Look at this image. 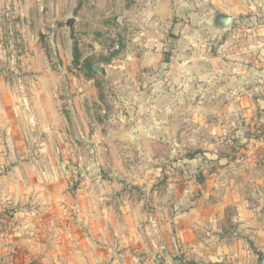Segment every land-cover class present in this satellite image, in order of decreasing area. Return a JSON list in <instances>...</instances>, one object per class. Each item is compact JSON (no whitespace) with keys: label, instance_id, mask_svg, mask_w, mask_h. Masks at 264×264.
<instances>
[{"label":"rangeland","instance_id":"1","mask_svg":"<svg viewBox=\"0 0 264 264\" xmlns=\"http://www.w3.org/2000/svg\"><path fill=\"white\" fill-rule=\"evenodd\" d=\"M188 1L172 5L177 16L170 34L187 42L190 50H177L173 59L169 51L163 52L165 64H182L184 56L197 54L204 40L212 39L207 31H217L198 25L210 13L202 14L200 4ZM135 6L144 10V5L121 0H59L45 4L39 13L36 5L19 6L18 11L25 8L28 16L16 19L11 5L5 3L0 10V47L44 51L49 74L64 78L61 82L59 77L60 97L68 100L63 111L76 106L73 98L84 94L81 103L92 109V83H88L92 44L111 49L118 44L119 53L121 47L134 43L137 29L121 27L118 19L123 9ZM69 19L75 20L72 29L65 26ZM211 39L208 42L215 44ZM26 74L19 69L16 75L21 87ZM99 90L101 99L104 94ZM18 92L24 98L19 107L28 109L24 88ZM4 106L12 103L6 101ZM113 107L106 104L100 142L92 146L75 140V146L67 149L66 162L57 154L49 157L44 148L40 154L36 143L25 140L18 147L1 146L0 264H264V226L240 227L232 205L218 208L217 193L204 197L202 169L210 172L214 166L202 160L203 150L187 142L183 148L173 146L161 130L147 131L154 121L152 116L146 121L136 116V103L128 110L134 121L124 109L114 115ZM109 110L112 117L107 119ZM117 115L124 118L122 122ZM168 118L157 121L167 125ZM144 123L150 127L139 133L135 126L141 129ZM198 133L192 132V137L199 138ZM153 134L160 146H154ZM66 135L75 137V132ZM82 136L87 139L88 132L82 131ZM138 140L146 141L143 151L137 147ZM59 162L64 163L65 174ZM37 172L53 173L56 178L41 182ZM140 174L144 179L136 190L131 181L136 182ZM46 186L50 191L40 190ZM262 220L263 212L257 215L258 224Z\"/></svg>","mask_w":264,"mask_h":264},{"label":"crops","instance_id":"2","mask_svg":"<svg viewBox=\"0 0 264 264\" xmlns=\"http://www.w3.org/2000/svg\"><path fill=\"white\" fill-rule=\"evenodd\" d=\"M126 1L144 5V10L137 6L134 10L123 9L121 22L118 19L121 27L137 29L136 38L119 53L92 44V80L88 82L92 83V109L81 103L84 94L73 98L76 106L67 107V113L63 111L68 100L60 97L59 82L64 78L49 74L44 51L30 47L27 52L22 47L16 52L10 50L12 46L7 47L8 51L0 47V149L4 143L11 148L25 140L31 145L36 143L39 153L44 148L49 157L57 154L66 162L65 155L70 154L67 149L75 146V140L92 142V146L100 142L98 134L106 104L115 106L114 115L124 109L132 116L128 119L134 121L128 110L136 103V116L142 115V121L152 116L154 121L151 129L149 122L141 129L135 126L139 133L161 130L173 146L183 148L187 142L203 150L202 160L214 166L210 172L202 169L204 197L217 193L223 200L217 201L218 208L232 205L238 213L234 221L240 227L264 226V220L260 224L257 221V215L264 213V0L188 1L200 4L202 14L217 12L231 17L232 25L224 33L207 31L216 45L207 37L197 54L184 56L177 66L162 62L163 52L169 51L173 59L177 50H190L187 42L171 37L175 30L171 21L177 16L172 5L177 0H121L123 4ZM49 2L58 4L59 0H0V10L2 4L11 5L10 13L17 19L19 15L28 16L25 8L18 11L19 6L36 5L39 13ZM31 50L35 55L29 60ZM94 65H100V74L94 72ZM19 69L28 72L22 78L28 109L19 107L24 100L18 92L22 88L16 78ZM97 87L104 94L101 99L97 98ZM6 101L12 107H5ZM108 115L107 119L112 117L110 110ZM161 116L169 117L167 125L157 121ZM116 118L120 122L124 119L118 115ZM82 131L88 132L87 139ZM67 132H75V137ZM192 132H199V138L192 137ZM151 137L154 146H160L155 134ZM145 142L137 141L142 151ZM54 175L37 172L36 177L43 182L55 179ZM143 179L140 174L136 176L138 183L131 181L136 190ZM48 186L40 190L50 191Z\"/></svg>","mask_w":264,"mask_h":264},{"label":"water","instance_id":"3","mask_svg":"<svg viewBox=\"0 0 264 264\" xmlns=\"http://www.w3.org/2000/svg\"><path fill=\"white\" fill-rule=\"evenodd\" d=\"M74 22V19H69L65 24L66 28L72 29ZM198 25H205L210 29L225 32L232 25V18L221 13L212 12L206 17L204 22L199 23ZM92 68L95 73L100 74V65H94ZM60 170L63 174L66 173L65 165L62 162L60 163Z\"/></svg>","mask_w":264,"mask_h":264},{"label":"built area","instance_id":"4","mask_svg":"<svg viewBox=\"0 0 264 264\" xmlns=\"http://www.w3.org/2000/svg\"><path fill=\"white\" fill-rule=\"evenodd\" d=\"M112 50H114V51L119 50V46H118V44H115V45L113 46Z\"/></svg>","mask_w":264,"mask_h":264}]
</instances>
